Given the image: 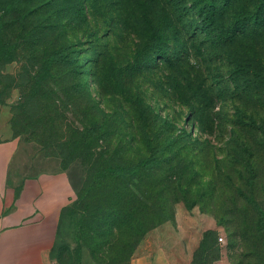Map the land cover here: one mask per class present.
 <instances>
[{
    "label": "rangeland",
    "instance_id": "obj_1",
    "mask_svg": "<svg viewBox=\"0 0 264 264\" xmlns=\"http://www.w3.org/2000/svg\"><path fill=\"white\" fill-rule=\"evenodd\" d=\"M206 1L0 0V37L17 45L0 61L13 172L64 170L76 190L51 264L158 247L175 264H264V0H215L216 22L249 25L226 45ZM242 56L259 69L234 73Z\"/></svg>",
    "mask_w": 264,
    "mask_h": 264
},
{
    "label": "crops",
    "instance_id": "obj_2",
    "mask_svg": "<svg viewBox=\"0 0 264 264\" xmlns=\"http://www.w3.org/2000/svg\"><path fill=\"white\" fill-rule=\"evenodd\" d=\"M18 146L15 138H0V264H51L62 211L76 190L64 170L16 176ZM131 264H175V256L158 247L135 254Z\"/></svg>",
    "mask_w": 264,
    "mask_h": 264
},
{
    "label": "trees",
    "instance_id": "obj_3",
    "mask_svg": "<svg viewBox=\"0 0 264 264\" xmlns=\"http://www.w3.org/2000/svg\"><path fill=\"white\" fill-rule=\"evenodd\" d=\"M89 0H87L88 2ZM218 2H221V7H225L224 5H227L226 7H231L233 0H218ZM209 8L207 10H204V22L207 26H211L210 29V35H211V41L214 44L217 45H226L234 41V39L238 38V35L242 32L244 28H248L249 25H245L239 16L235 17V19H231V23H222V22H216L215 15H216V1L215 0H207L205 3ZM213 6L212 9L211 7ZM219 10V9H218ZM84 8L79 7L78 14L83 15ZM219 13V12H218ZM260 19V16L255 15L254 20L255 22ZM239 28V29H238ZM17 45L16 44H8L2 37H0V61H10L11 55H14L16 52ZM56 58V54L53 53L52 57L49 58L47 63L43 66L42 70L48 71L51 62H54ZM235 69L234 73L236 72H244V73H253L254 71H257L259 69V64L253 61L252 59L248 58V56H242L238 57L236 59ZM44 73V72H43ZM91 73V72H90ZM44 75V74H43ZM42 83V78H39L37 80V84ZM141 106V105H140ZM144 116V113H143ZM154 160L150 158L144 159L141 163L142 165H152L154 164ZM109 176L110 177H119V176H126V175H137L140 172L139 166H123V165H110L108 166ZM66 208V207H65ZM64 208V209H65ZM63 209V210H64ZM63 212V211H62ZM212 231L207 232L204 236L203 243L206 242V238L208 235H210Z\"/></svg>",
    "mask_w": 264,
    "mask_h": 264
},
{
    "label": "built area",
    "instance_id": "obj_4",
    "mask_svg": "<svg viewBox=\"0 0 264 264\" xmlns=\"http://www.w3.org/2000/svg\"><path fill=\"white\" fill-rule=\"evenodd\" d=\"M220 240H223V238H222V237H220Z\"/></svg>",
    "mask_w": 264,
    "mask_h": 264
}]
</instances>
